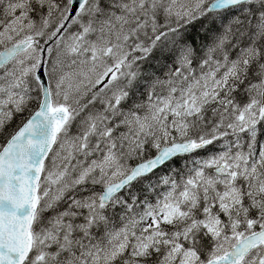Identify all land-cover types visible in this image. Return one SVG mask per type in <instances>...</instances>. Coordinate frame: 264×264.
Instances as JSON below:
<instances>
[{"label":"snow or ice","instance_id":"6c2138e0","mask_svg":"<svg viewBox=\"0 0 264 264\" xmlns=\"http://www.w3.org/2000/svg\"><path fill=\"white\" fill-rule=\"evenodd\" d=\"M0 264H264V0H0Z\"/></svg>","mask_w":264,"mask_h":264}]
</instances>
